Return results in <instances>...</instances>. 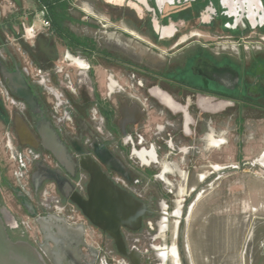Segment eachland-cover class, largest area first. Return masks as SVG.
<instances>
[{"label":"flooded vegetation","instance_id":"1","mask_svg":"<svg viewBox=\"0 0 264 264\" xmlns=\"http://www.w3.org/2000/svg\"><path fill=\"white\" fill-rule=\"evenodd\" d=\"M253 1L258 13L251 9L252 0H78L92 11L91 22L74 14L85 12L83 7L66 0L67 15L59 19L62 35L47 6L39 5L49 24L34 37L30 54L53 89L46 88V81L27 78L42 100V87L53 103L54 88L61 93L59 109L53 105L50 111L43 102L73 164L63 166L43 147L37 131L41 117L11 93L1 74L0 86L15 102L6 104L0 93V122L12 132L7 131L6 142L14 150L37 155L26 168L27 187L19 185L14 164L11 176L18 192L32 193V167L42 165L47 179L37 193L36 212L48 211L75 229L60 237L68 252L63 263L49 254L44 241L31 240L21 220L9 230L11 237L29 240L49 264H228L213 256L202 257L201 263L193 243L183 239L180 217L213 183L205 150L213 141L222 142L214 138V116L264 118V5ZM101 10L105 18L93 13ZM74 23L97 25V31L79 34L71 29ZM107 38L113 41L110 48L100 42ZM134 39L162 52V60H135L129 44ZM57 42L64 49L61 62ZM98 60L111 66L103 99L93 82ZM22 123L33 136L24 142L17 131ZM202 168L210 171L199 173ZM44 190L64 206L63 216L41 205ZM169 216L179 218L173 245L166 241ZM80 240L76 256L71 249Z\"/></svg>","mask_w":264,"mask_h":264},{"label":"rangeland","instance_id":"2","mask_svg":"<svg viewBox=\"0 0 264 264\" xmlns=\"http://www.w3.org/2000/svg\"><path fill=\"white\" fill-rule=\"evenodd\" d=\"M0 22L1 24L3 22V17L8 18L12 16V28L15 30V32L19 29V21L22 20V16L25 14H28V17L30 15V10H28V6H33L32 0H24L23 7L19 10V7L15 6L13 7L12 3H10L7 0H0ZM72 4H79L78 0H71ZM25 6V7H24ZM79 6L83 7L85 12L81 11L80 9H76L74 11V14L76 16H87L88 21H91L90 13L92 12L89 8L84 6L83 4H79ZM73 7V6H72ZM94 14L105 18L107 16V13L104 12V10H101L100 12H93ZM92 22V21H91ZM94 24V23H93ZM107 33L110 35L111 31L108 27H106ZM71 29L79 34H88L93 35L95 31H97V25L88 26L86 24H72ZM0 32L2 35V38L6 42L5 46L0 47V58L3 57L6 59V61L9 64H12V58H14L18 64L19 68L27 67L29 71L35 72V69L37 67L33 64L35 61L34 58L31 56L30 52L25 51L23 49V46L21 44L24 43L25 45H28L32 47V53L35 50V47H33V40H25L23 38H17L14 39L13 34H10V30L8 27H5L4 25H0ZM218 33L221 34L219 31ZM103 37H106L104 33H101ZM109 37V36H107ZM216 40H219L215 38ZM101 45H105L106 47L110 48L113 41L110 40V38L107 39H101L100 40ZM130 49L133 50L134 58L135 60L139 61H146L150 60V63H157L159 60H162V57L158 56V53L163 54L159 51H151L152 47L145 43H142L141 41L133 40L132 42H129ZM56 50H57V58L61 62L63 59V53L64 49L62 44L59 42L56 43ZM8 55V56H7ZM100 64H97L95 66V69L93 71V82L94 86H96L100 97L103 99L107 97V89L105 87V82L107 76L111 73L109 70L111 66L109 64H104L101 60H98ZM66 67H71L66 65ZM73 72L72 75L75 73L74 67H72ZM29 78L32 79L34 82H36L37 76H34L33 73H30ZM75 76V75H74ZM40 94L42 98L45 99V103L47 104L50 111L53 110V99L51 96L45 91V89L42 87L39 89ZM6 104H8L6 102ZM8 108V107H7ZM9 109V108H8ZM62 109V108H61ZM62 110H59V114H61ZM74 113H76L73 110ZM61 116V115H58ZM262 117V116H261ZM260 116H245L244 120H238L237 116H214L213 118V133L215 139H222V142L218 143L217 145H211L208 146L205 151H208L210 153V156L208 157L209 162L212 161L213 164V171H214V180L213 183L210 184L208 193L215 195V198H219L221 193L226 188H230V205L235 210H238L240 208V204H244L243 199L245 196L247 197V194L244 195L245 192V181L249 179L251 176H259L264 179V175L256 173V170L264 169V164H261L260 158L262 154H264V118H261ZM69 128V127H68ZM73 133H77L76 128L74 126L70 125L69 128ZM9 133V135H12V132L10 131V128H7L0 122V203L4 204L16 217L17 220H22L27 217V214L23 210V208L20 205L19 199L14 195L13 192L10 191V189L3 183V178H6L7 181L11 182V184L16 189L17 186L14 184L13 179L11 178V172L14 167V161H11L10 159V153L9 149L5 146L6 143V133ZM11 137V136H10ZM15 143V141H14ZM205 153V152H204ZM202 162L204 164V159L206 156L204 155L202 157ZM262 166H261V165ZM221 167L223 169H221ZM173 169V168H170ZM210 171V168H202V170L198 169L199 173L206 174ZM167 177V175H166ZM172 177V176H170ZM174 177L178 181H182L180 177L177 175ZM263 179H260L256 181L258 185H261L262 189L264 190V181ZM171 180V178H169ZM261 180V181H260ZM181 182V183H182ZM197 182V180H196ZM182 185V184H181ZM205 195V194H203ZM240 200V201H239ZM220 201V200H219ZM200 201L196 203V206L198 208ZM239 204V205H238ZM242 207V206H241ZM246 210H248V206L243 207ZM48 212V211H47ZM193 215H190L188 225L193 223ZM185 217L182 216L180 218L181 222L180 224L185 227ZM30 229L29 234L33 230V222L34 219L30 218ZM177 217L169 216L165 219L164 223L168 225L169 231L166 232V241L168 242V245H173L175 242V230L174 226L178 222ZM159 224L163 223L161 221L158 222ZM193 231V230H192ZM191 231V228L187 229V232L183 228V239L185 238V235H187L188 239H191L189 237L193 236V232ZM253 235V234H251ZM252 243V236L251 241L249 243L247 242V248H246V255L249 254L250 246ZM247 263V262H246Z\"/></svg>","mask_w":264,"mask_h":264},{"label":"crops","instance_id":"3","mask_svg":"<svg viewBox=\"0 0 264 264\" xmlns=\"http://www.w3.org/2000/svg\"><path fill=\"white\" fill-rule=\"evenodd\" d=\"M7 1L19 7V10L24 4V0ZM257 1H259V4L264 5V0ZM32 3L33 6H24L30 10L31 14L27 20L28 23L34 19L33 14L39 12L40 8L38 0H32ZM250 6L255 13H258V4L255 1L252 0ZM23 13L25 14V12ZM12 19V16L9 19L7 18L11 24ZM0 25L4 24L0 22ZM10 31L15 32V30ZM45 173V168L42 165L35 164L32 167L30 176L32 193L26 194H28L27 198L36 209L38 206L37 193L42 187L44 180L47 179ZM259 178L263 179L259 176H251L245 181V192L243 194H247V197L245 196L243 199L244 204H240L238 210H235L230 205V188L224 189L219 198H215V195L207 193L206 195L199 194L198 198L194 200L189 213L185 217L184 227L186 232L190 227L191 231L193 230V236L189 237L191 239H188L187 235H185L184 240L193 243L196 255L201 263L203 262L202 257L213 256L215 258L226 259L228 264H264V190L261 185L255 183ZM66 183L70 185L68 180H66ZM10 191L18 197L21 205L18 188L15 189L13 186V189H10ZM198 201L200 203L197 208L195 206ZM245 206H248V210L243 208ZM193 214L195 215L191 218L193 223L188 225L190 215ZM74 229L61 217L37 210V217L34 218L33 230L29 234V237L32 241H44L43 244L46 246L49 254L62 256L58 251L60 247L57 243L60 241V237L68 236ZM251 236V250L246 255L247 242L251 241ZM62 246L67 247L65 242H62ZM64 261L63 256L62 263Z\"/></svg>","mask_w":264,"mask_h":264},{"label":"water","instance_id":"4","mask_svg":"<svg viewBox=\"0 0 264 264\" xmlns=\"http://www.w3.org/2000/svg\"><path fill=\"white\" fill-rule=\"evenodd\" d=\"M0 74L6 81L11 93L17 98L23 100L28 106L30 112L34 115L40 116L39 126L37 131L40 136L43 147L49 151L54 158L63 166L72 165L73 159L67 147L56 133L51 122L48 119L45 103L41 97L32 88L27 76L23 73L19 66L14 69H9L0 59ZM21 130H17L22 142L25 141V136L33 138L29 127L22 123ZM256 173L264 175V169L256 170ZM56 181V177H54ZM109 181V180H108ZM94 182V181H93ZM65 186L63 191L65 195L70 191V187L64 181ZM21 197V205L27 213L33 217H37V212L31 201L23 194L19 193ZM18 227V220L13 213L4 205H0V264H49L43 255L42 251L27 239L11 237L9 230ZM80 243H77L71 250L78 256L80 251ZM59 261L63 260V256L68 254L67 248L63 247L58 241Z\"/></svg>","mask_w":264,"mask_h":264},{"label":"built area","instance_id":"5","mask_svg":"<svg viewBox=\"0 0 264 264\" xmlns=\"http://www.w3.org/2000/svg\"><path fill=\"white\" fill-rule=\"evenodd\" d=\"M13 5V4H12ZM14 7V5H13ZM46 9L43 6L39 12L33 14L34 19L31 22H27L28 20V14H24L22 16V20L19 21V29L16 32H9L10 34H13L14 39L17 38H23L25 40H33L36 34L43 28H46L49 24V20L46 17ZM31 15V14H30ZM58 72L60 73L62 70V66L57 67ZM23 73L29 77L31 75L30 73H33L34 76H37V80H42L46 81L48 83V78L46 77V74L43 72L41 69H35V72H31L28 70L27 67L22 68ZM45 83V86L47 89H53L52 86L48 83V85ZM0 93L2 95V98L8 102V103H14L15 100L14 98L8 93V91L3 87L0 86ZM54 95L56 99L54 100V108L57 110L59 109L62 98H61V93L58 92L54 88ZM6 146L9 149L10 153V159L16 163V167L13 171L14 176L20 178V183L19 185L22 187H27V180L25 178V172L26 168L29 166V164L34 161V159L37 157L36 154H33V157L31 156L32 154L30 151L26 152H19L16 151L12 148L10 143L7 141ZM41 205H43L46 208H49L52 210L55 214L57 215H62L64 214V206L60 203H58L55 199H52L50 193L47 190H44L41 194ZM22 227L24 231H28L30 229V220L28 217L24 218L21 220Z\"/></svg>","mask_w":264,"mask_h":264},{"label":"trees","instance_id":"6","mask_svg":"<svg viewBox=\"0 0 264 264\" xmlns=\"http://www.w3.org/2000/svg\"><path fill=\"white\" fill-rule=\"evenodd\" d=\"M38 3L40 5H44L47 6V9L50 13L51 16H53V27L55 28V31H57L60 35H62V33L64 32V29L62 28L61 23L59 22V19L62 18L64 15H67V2L66 0H38ZM3 23L5 27H8L9 30H12V24L10 22H8L7 18L3 20ZM3 26V25H2ZM1 31V30H0ZM76 43L78 42L75 41ZM23 49H25V51L30 52L31 51V47L28 45H25L24 43H22ZM6 42L4 41V39L2 38L1 32H0V47L1 46H5ZM4 64L8 66H12L13 64L16 66H19L18 62L12 58V64H9L8 62H6V60L4 61L2 58H0ZM14 61V62H13ZM9 68V67H8ZM44 100V98H43ZM3 183L9 188V189H13V185L7 181L6 178H3ZM25 211V210H24ZM26 212V211H25Z\"/></svg>","mask_w":264,"mask_h":264},{"label":"bare ground","instance_id":"7","mask_svg":"<svg viewBox=\"0 0 264 264\" xmlns=\"http://www.w3.org/2000/svg\"><path fill=\"white\" fill-rule=\"evenodd\" d=\"M218 143H220V142H218V141H213V144L214 145H217ZM260 162H261V164H264V154H262V156H261V158H260ZM166 253V252H165Z\"/></svg>","mask_w":264,"mask_h":264}]
</instances>
